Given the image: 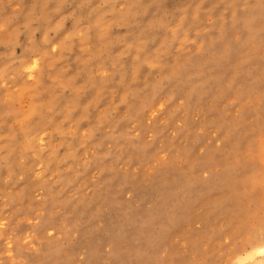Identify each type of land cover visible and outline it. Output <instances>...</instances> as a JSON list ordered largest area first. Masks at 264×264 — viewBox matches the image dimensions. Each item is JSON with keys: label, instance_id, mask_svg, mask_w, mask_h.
I'll list each match as a JSON object with an SVG mask.
<instances>
[{"label": "rangeland", "instance_id": "374dc122", "mask_svg": "<svg viewBox=\"0 0 264 264\" xmlns=\"http://www.w3.org/2000/svg\"><path fill=\"white\" fill-rule=\"evenodd\" d=\"M259 244L264 0H0V264Z\"/></svg>", "mask_w": 264, "mask_h": 264}, {"label": "bare ground", "instance_id": "6f19581e", "mask_svg": "<svg viewBox=\"0 0 264 264\" xmlns=\"http://www.w3.org/2000/svg\"><path fill=\"white\" fill-rule=\"evenodd\" d=\"M194 1V0H193ZM222 1V0H221ZM134 3V2H133ZM205 3V2H204ZM202 5V4H201ZM203 6H205V5H203ZM202 7V6H201ZM130 7H128V9H129ZM133 8V7H132ZM128 14V13H127ZM128 15H130V14H128ZM132 16V15H131ZM151 30V29H150ZM152 35V34H151ZM150 35V36H151ZM149 36V35H148ZM149 36V37H150ZM142 69V68H141ZM257 227V226H256ZM260 227V226H259ZM263 227V226H262ZM259 232V231H258ZM256 235V234H255ZM252 237V236H251ZM259 240V239H258ZM259 245H261V244H259ZM264 245V244H263ZM263 245H261V246H258V247H254L253 246V248H254V250H255V252L257 251L258 253H263L264 252V246ZM251 250H252V248H250V252H251ZM256 252V253H257ZM258 256V255H257ZM246 257H247V253H246ZM260 257V256H259ZM261 257H263V256H261ZM247 258H250V255H248V257ZM258 258V257H257ZM245 262V261H244ZM253 262V261H252ZM251 264V263H250Z\"/></svg>", "mask_w": 264, "mask_h": 264}]
</instances>
